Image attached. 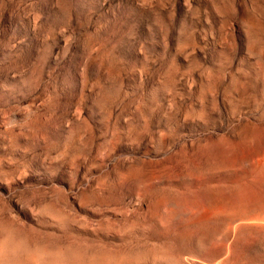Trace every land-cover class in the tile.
<instances>
[{"label":"rangeland","instance_id":"obj_1","mask_svg":"<svg viewBox=\"0 0 264 264\" xmlns=\"http://www.w3.org/2000/svg\"><path fill=\"white\" fill-rule=\"evenodd\" d=\"M0 264H264V0H0Z\"/></svg>","mask_w":264,"mask_h":264}]
</instances>
